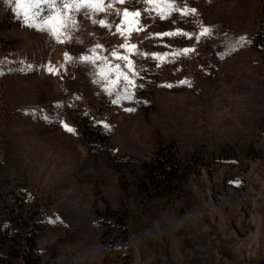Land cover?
<instances>
[{
    "label": "rangeland",
    "instance_id": "374dc122",
    "mask_svg": "<svg viewBox=\"0 0 264 264\" xmlns=\"http://www.w3.org/2000/svg\"><path fill=\"white\" fill-rule=\"evenodd\" d=\"M188 3L199 11L181 27L218 31L189 58L148 71L127 113L71 59L115 49L118 36L81 15L59 43L0 0V264H264V50L252 45L264 0ZM173 26L146 19L132 42L176 52L191 42L152 36ZM239 36L245 46L231 54ZM49 63L67 67L49 76ZM185 78L191 88L178 86ZM157 157L183 178L152 185ZM57 216L62 224L47 223Z\"/></svg>",
    "mask_w": 264,
    "mask_h": 264
},
{
    "label": "snow or ice",
    "instance_id": "6c2138e0",
    "mask_svg": "<svg viewBox=\"0 0 264 264\" xmlns=\"http://www.w3.org/2000/svg\"><path fill=\"white\" fill-rule=\"evenodd\" d=\"M135 2L142 3L143 8L129 7L130 0H9V3L13 5V15L18 17L20 23L34 31L43 34L50 33L51 37L59 43L71 41V37L68 41L63 40L62 37L68 35L70 27H79L77 18L81 15L93 22L94 27L102 28L118 36L120 43L115 49L106 50L101 54L100 49L104 46L99 45L95 51L87 49L79 57H71V59L90 65L94 75L100 77L103 82V91L110 96V103L122 108L127 113L136 111L134 106L125 105L140 103L136 100V95L138 91L146 87L143 77L148 71H151L153 67L157 69L164 67L165 61L168 59H172L175 64L189 58L198 50V46L203 40L209 38L213 31H218V29L203 25H200L198 30H189L180 26L189 18L195 19L199 11L197 8L191 7L188 0H183V2L181 0H135ZM58 4L60 7H57ZM44 8L48 9L47 14H42ZM73 13L77 14L75 18ZM109 17L114 18L109 19ZM146 19L174 23L173 28L169 30L153 33L154 39L175 38L191 43L178 48L176 52H171L170 47L165 53L141 51L139 44L132 42V38L148 31V28L145 27ZM246 39L244 36L233 38L230 46L231 54H235L236 50L244 47ZM159 46L164 47L165 45ZM65 56H70V54L65 53ZM137 57L149 61L148 67L145 68L141 65L138 68ZM219 58L225 57L221 55ZM61 66L66 68L67 64L53 66L49 63L44 65L40 71L49 76L59 77ZM29 67L31 66L26 65L25 69H21V71H25ZM32 70L35 71V69ZM179 71L182 72L183 68H180ZM121 83L123 88L117 87L115 91L112 90L114 85ZM159 86L172 88L174 85L168 82ZM178 86L191 88L193 81L186 78L180 79ZM44 120L47 121L48 117H44ZM59 125L68 134L72 133L73 129L65 121H59ZM106 125L107 121L100 126ZM47 223L62 224L63 221L61 217L57 216Z\"/></svg>",
    "mask_w": 264,
    "mask_h": 264
},
{
    "label": "trees",
    "instance_id": "16d2710c",
    "mask_svg": "<svg viewBox=\"0 0 264 264\" xmlns=\"http://www.w3.org/2000/svg\"><path fill=\"white\" fill-rule=\"evenodd\" d=\"M252 45L254 48L264 50V33L262 31L256 33ZM149 173L150 183L157 188H160L163 184H167L168 182L171 183L172 180L180 181L184 176V172H179V168L167 165V161L164 160L163 157H157L154 160L153 164L149 167ZM174 186L175 185L169 184L167 188L172 189ZM36 260V258L34 260L25 257L24 264H36Z\"/></svg>",
    "mask_w": 264,
    "mask_h": 264
}]
</instances>
